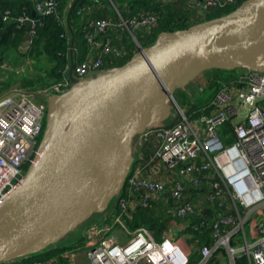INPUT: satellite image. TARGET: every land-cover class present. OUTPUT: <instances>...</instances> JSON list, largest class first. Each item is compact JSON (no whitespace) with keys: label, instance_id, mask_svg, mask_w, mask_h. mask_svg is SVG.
<instances>
[{"label":"built area","instance_id":"2783aa9c","mask_svg":"<svg viewBox=\"0 0 264 264\" xmlns=\"http://www.w3.org/2000/svg\"><path fill=\"white\" fill-rule=\"evenodd\" d=\"M235 1L198 0V5L205 10ZM59 6L57 0H38L34 11L62 18ZM93 9L90 3L81 4L76 14L84 17ZM114 9L116 22L102 17L83 28L89 56L74 63L73 76L90 78L105 70V56L118 51L108 34L111 27L127 32L135 42L137 32L150 34L157 24L147 11L123 18ZM17 20L18 25L30 22L32 36L36 20L24 15ZM7 64L2 66L11 68ZM24 67H13V71L23 72ZM68 70L69 66L59 81L43 90L15 84L0 95V199L23 180L39 154L47 101L71 86ZM217 83L206 106L190 114L180 110L172 122L148 127L140 134V145L156 142L152 154L146 156L141 149L134 156L126 190L112 202V221L94 222L84 229L82 242L89 264H190L193 249L198 247L200 258L195 264H208L213 258L217 264H235V258L243 256L246 264H264V219L251 223L252 213L264 210V72L245 68ZM232 119V130L220 131ZM160 165L165 176L159 175ZM163 199L169 202L164 208L168 221L159 238L146 226L130 229L123 221L135 206L146 208L150 201ZM169 220L180 222V235L174 236ZM115 225L130 235L126 242H118ZM245 226L252 230L251 240ZM206 229L208 245L200 243ZM76 252L73 248L33 264H75Z\"/></svg>","mask_w":264,"mask_h":264},{"label":"water","instance_id":"95a60500","mask_svg":"<svg viewBox=\"0 0 264 264\" xmlns=\"http://www.w3.org/2000/svg\"><path fill=\"white\" fill-rule=\"evenodd\" d=\"M77 1L66 15L68 29ZM25 26L27 48L30 22ZM135 44L123 65L77 78L71 33V86L49 97L39 154L0 199V263L40 252L106 211L134 162L133 137L169 117L167 101L187 79L205 68L264 72V0H244L220 17L161 32L149 47Z\"/></svg>","mask_w":264,"mask_h":264},{"label":"trees","instance_id":"16d2710c","mask_svg":"<svg viewBox=\"0 0 264 264\" xmlns=\"http://www.w3.org/2000/svg\"><path fill=\"white\" fill-rule=\"evenodd\" d=\"M36 1L38 0H0V64L5 61L8 62L11 58L10 52L12 51H15L19 58L29 57V59H33L35 61V68L38 67L41 69V73L34 76H22V80L19 84L23 87L40 91L48 88L51 84L59 81L64 76L65 70L70 64L71 33L73 35L72 57L73 62L76 64L82 62L89 56V44L85 40L83 28L87 24L90 25L95 19L102 17L116 22L118 15L113 10L114 7L117 8L121 6L118 12L123 18L134 17L143 11H147L156 17L157 24L153 27L150 34H144L142 32H137L135 34L137 41L142 47H149L154 43L157 35L161 32L182 30L191 25L220 17L233 11L244 0H236L234 4L223 8L210 7L205 10L200 9L198 0H102L111 9V17L99 14L86 15L85 17L77 15L76 9L81 4L90 3L93 5L97 2L78 0L69 17L68 24L70 29H68L65 20L66 13L63 12V9L68 5V0H57L60 2L59 8L62 18H57L51 14L39 15L34 11V4ZM33 11L35 13H33ZM23 15L36 20L34 33L31 36L30 44L27 48L22 46L27 28L25 23L18 25L19 22L17 20L18 17ZM118 33L120 34V39H112V45L118 51L117 53L111 52L105 56L103 60V69L123 65L137 50L135 42L130 38L127 32L118 31ZM41 59H45L50 63L49 68H41L38 66L39 63L36 64V62L41 61ZM14 74L16 73L14 72ZM14 74L11 72L8 78H3V76L0 75V78H3L0 80V95L11 87ZM217 74L219 75V73ZM218 75L215 77L217 78ZM230 77L229 74L222 79L228 80ZM38 80L40 82H38ZM213 82L216 90L218 86L217 79ZM198 108L199 107L191 106L186 112L190 114L192 110ZM44 126L45 119L43 122L42 134ZM222 127L225 129L224 132H230V121L225 122ZM230 141H232V139H230ZM155 143L153 139L151 149H144L148 143L143 147L146 156L152 154ZM125 190L126 187L123 185L120 194H123ZM202 190L204 189L202 188ZM163 201H150V206L146 208L135 206L133 209H130V216H123V221L130 229L141 225L146 226L153 230L158 237L168 221V218L165 216L164 208L166 203L168 204L169 202L165 201V199H163ZM220 210H223V208ZM207 218L210 220L212 214L207 215ZM207 232L208 230L206 229L200 236L201 244L208 245L211 243ZM199 248L200 247H198L197 250H193L189 259L190 264H195L199 260ZM52 254H54V252L48 250L44 254L36 252L0 264H33V261L46 258ZM217 263V259L213 258L208 264ZM235 264H246V257H236Z\"/></svg>","mask_w":264,"mask_h":264},{"label":"rangeland","instance_id":"374dc122","mask_svg":"<svg viewBox=\"0 0 264 264\" xmlns=\"http://www.w3.org/2000/svg\"><path fill=\"white\" fill-rule=\"evenodd\" d=\"M114 10V9H113ZM9 67L6 68H0V73H3L5 75H10L11 72H14L13 69L15 68L14 66H12L9 62L7 64ZM34 64H29L28 67L25 68V70L22 72L20 71V73L14 74L13 75V83L12 85H20L19 83L22 80V76H34V75H38L41 73V69H39L38 67L35 68ZM2 66V65H0ZM19 65H17L18 67ZM14 67V68H13ZM16 67V68H17ZM245 68H237L234 70H222V69H213V68H205L203 70H201L200 72L194 74L192 77H190L189 79H187L185 82H183V84L181 85V87L175 88L174 92H173V98L174 100H168V104L171 107V112L170 115L167 119H165L163 122H161L160 124H166L168 123V121H172L174 118L177 117V113L184 112L185 114H188L186 112V110L188 108H190L191 106H195V107H204L206 106L210 100L212 99V96L215 92V86H214V82L216 79H222L225 76H228L230 74V76H234L236 74H238V72H242ZM44 73V72H43ZM219 73V75L217 74ZM218 75V77L216 78L215 76ZM38 82H40L38 80ZM11 85V86H12ZM235 119H232L230 122V125L232 127V122H234ZM161 126V125H160ZM230 127L229 130H232V128ZM225 129H223V127L220 128V131H224ZM227 130V131H229ZM140 141V135H136L133 137L132 139V154L133 157H136V154L143 149L144 144L140 145L139 143ZM225 141V140H223ZM230 141V140H229ZM152 148V142L148 143L147 146L144 147L145 150L151 149ZM159 169V175L165 176L166 173L163 169V167L160 165L157 167ZM102 212H95L93 213L90 218H88L86 221H84L81 225L77 226L75 229L69 231L65 236H63L62 238H60L59 240L55 241V242H51L44 250L40 251V253L44 254L47 250L48 251H52L54 252V254L43 258V259H47L49 257L53 258L56 256H59L60 254H62L63 252H65L66 250H70V249H77V254L75 256V264H89L86 256H85V249L83 246V242H82V234L84 229L86 228V226L91 223V222H97L98 220H100L99 218L101 217ZM251 223L253 224L254 222L257 223L259 221V219L263 218L264 219V210H256L252 213L251 215ZM114 230L116 232V230H118L117 226H114ZM244 230L249 238V240H251L254 236L252 233V230L249 229L248 226L244 227ZM130 231V230H129ZM176 235H180L181 233H179L178 231H175ZM117 235V239L119 243H124L127 241V239L130 237V235L126 232L123 231L122 233H116ZM240 235L237 236V238H239ZM242 240V239H241ZM242 244V243H241ZM239 244V245H241ZM238 245V246H239ZM194 250V249H193ZM56 264V263H54Z\"/></svg>","mask_w":264,"mask_h":264},{"label":"crops","instance_id":"0c3cea01","mask_svg":"<svg viewBox=\"0 0 264 264\" xmlns=\"http://www.w3.org/2000/svg\"><path fill=\"white\" fill-rule=\"evenodd\" d=\"M71 1L72 0H68V5L65 7V9H63V12L66 13V15H67V12H68V9H69ZM93 7H94V9H93V11L91 13L92 15H98L99 14V15H105V16L111 17V9L102 0H97V2L93 4ZM114 11H115V9H114ZM91 14H89V15H91ZM65 20H66V17H65ZM109 35L111 36L112 39L113 38L120 39V34L118 33L117 29L114 28V27L110 28ZM10 56H11V58L8 60V62L14 67H17V65H19L20 67L25 66L24 67V70H25V68L28 67L29 64L34 63V65H35V61L33 59H29V57H27V58H25V57L24 58H19L15 51L10 52ZM37 63H39L38 66H40L41 68H49V66H50V63L47 60H45V59H41V61L36 62V64ZM2 64H0V65H2ZM0 68L4 69V68H6V66H0ZM0 75L3 76V78L4 77L8 78V76H9V75L7 76V75H5L3 73H0ZM3 78L1 77L0 80H2ZM113 201H114V198L110 201L109 206H108L109 208H107V210L102 213L101 217L99 218L100 220H98L97 222H101L103 220H107V221L111 220L112 221L113 217L112 216L110 217V215H112L111 214L112 213L111 212V210H112L111 205H112ZM91 223H94V222H91ZM91 223H89V224H91ZM179 223L180 222L178 220H169V224H170V226H172L171 229H173V231H174V236H178V235L175 234L176 233L175 231H178ZM115 226H117V225H115ZM117 228H118V230H116V232L114 230V233H118V232L121 233L118 226H117ZM178 232L180 233V231H178ZM116 235H118V234H116ZM159 237H160V234H159L158 238ZM183 246H184V244H183ZM77 254H79V253L76 252V255Z\"/></svg>","mask_w":264,"mask_h":264},{"label":"bare ground","instance_id":"6f19581e","mask_svg":"<svg viewBox=\"0 0 264 264\" xmlns=\"http://www.w3.org/2000/svg\"><path fill=\"white\" fill-rule=\"evenodd\" d=\"M158 125L160 126V125H163V124H158Z\"/></svg>","mask_w":264,"mask_h":264}]
</instances>
